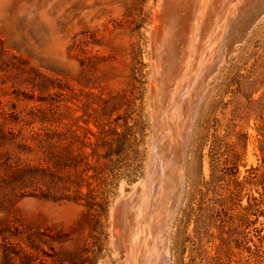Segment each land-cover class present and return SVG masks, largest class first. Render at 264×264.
<instances>
[{"label":"rangeland","instance_id":"rangeland-1","mask_svg":"<svg viewBox=\"0 0 264 264\" xmlns=\"http://www.w3.org/2000/svg\"><path fill=\"white\" fill-rule=\"evenodd\" d=\"M159 1L0 0V264H123L113 212L147 179ZM262 7L231 12L166 264H264Z\"/></svg>","mask_w":264,"mask_h":264},{"label":"bare ground","instance_id":"bare-ground-1","mask_svg":"<svg viewBox=\"0 0 264 264\" xmlns=\"http://www.w3.org/2000/svg\"><path fill=\"white\" fill-rule=\"evenodd\" d=\"M259 1L263 9L264 0ZM252 2L161 0L157 4L151 30L153 135L147 179L113 212L115 224L124 226L113 232L125 253L123 264L167 262L168 233L183 188L192 128L212 75L234 49L235 38L240 39L238 34L232 37L231 12ZM215 51L219 54L209 58Z\"/></svg>","mask_w":264,"mask_h":264}]
</instances>
